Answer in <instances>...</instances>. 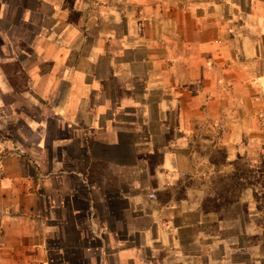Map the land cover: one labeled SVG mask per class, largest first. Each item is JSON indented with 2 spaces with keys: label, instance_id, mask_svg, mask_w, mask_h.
<instances>
[{
  "label": "crops",
  "instance_id": "obj_1",
  "mask_svg": "<svg viewBox=\"0 0 264 264\" xmlns=\"http://www.w3.org/2000/svg\"><path fill=\"white\" fill-rule=\"evenodd\" d=\"M0 58V109L20 116L17 101L7 107L3 96L24 95L42 111L43 119L38 112L23 116L39 147L46 148L51 113L69 142L57 140L54 149L67 147L72 157L59 150L45 170L46 161H37L23 140L19 153L2 159L0 194L8 207L0 214V264H52L54 251L59 264H70L65 249L50 252L47 245L49 233L67 224L59 208L71 211L79 236L96 235L99 246L84 252H92L90 264H135L145 252L154 263L160 250L175 247L161 222L136 230L125 218L120 229L109 213L98 216L96 206L109 199L94 197L105 189L91 181L97 165L120 181L134 175L128 189L147 191L136 177L149 174V156L162 152L152 186L161 191L171 176L193 174L197 158L209 161L196 143L224 150L228 167L239 158L264 162V0H0ZM14 61L26 79L18 92L6 69ZM68 175L79 185L65 184ZM33 184L40 194L29 190ZM51 186L67 200H43ZM171 203L158 206L167 212ZM130 233L140 234L129 240Z\"/></svg>",
  "mask_w": 264,
  "mask_h": 264
},
{
  "label": "rangeland",
  "instance_id": "obj_2",
  "mask_svg": "<svg viewBox=\"0 0 264 264\" xmlns=\"http://www.w3.org/2000/svg\"><path fill=\"white\" fill-rule=\"evenodd\" d=\"M23 17H25V21H27L30 15L26 14L23 15ZM15 64L16 61L11 62V65L9 64L10 66L6 67V69L9 70L10 80L11 82L14 81L13 83L16 86L15 89L18 92L23 90L26 79H24V76L18 73V71L15 72L18 68ZM13 75H15V77H13ZM24 97L25 96L20 93L16 96H3V101L6 103L7 107H10L11 104H14V101H17V107L21 115L16 116L14 112L4 110L3 107L0 109V162L3 158H6V155L19 153L21 151V148H19L21 145L20 143L23 140H27L25 142V149L27 150L30 148V150L36 153V157L38 158H36L37 161L41 159L46 161L45 170H51L50 162L54 158L60 159L59 150L62 151L61 153H63L64 156L66 155V158L68 157L72 160V157L69 156L71 151L67 147L54 149L53 145L57 143V140L69 142L65 130L63 132L59 131L61 126L60 120L51 116V113L48 114L49 117H47V119L49 120L46 122L45 126L48 127L46 148L39 147V145L42 144H39V142H42L39 138V134L34 132L33 129H30L29 125L23 120V116L24 114L26 116L27 114L34 115L38 112L37 117L43 119L40 116L42 111H38L34 108L33 104ZM23 110L25 113H22ZM29 118L30 116L28 119ZM17 144L19 145L18 148ZM142 144L145 145V142L143 141ZM193 147L198 152L199 156H205L208 153L209 161L197 158L196 162H199V167L193 174H186L184 172L180 177L170 175L171 178L174 179V182H166L164 184L165 189L161 191H152V186L156 185L158 182L156 179L158 178L157 174L151 175L150 166H148L149 174H142L136 177V182L144 185L147 184V186L150 187L147 191H141L140 189H128V187H130V181L135 180L132 177L134 175L129 176L131 179L128 177L127 180L120 181L116 174L97 172L103 169L102 165H97L91 181L105 184L102 186V188L105 189L102 194H100L101 192H97L94 197L96 199L106 197L109 200L103 202L105 205H97L95 212L98 213L99 217L109 213L111 219L110 223H115L120 229H124L125 227L117 222L124 223L125 218L126 221L135 223L134 226L136 230H145L150 227L155 229L157 224L161 222L165 234L167 233L175 237L174 239L170 237L172 240L171 243L174 242L173 245H175V247L169 246V248L165 250L159 249L161 251V254L158 255L159 264H264V162L262 160L250 161L247 158H239L233 163L232 167H228L229 165L226 164L227 162L225 163V153L219 151L221 149L208 148V150H206L201 142L194 144ZM22 155L34 161V159L30 158L25 152ZM158 155L157 161L161 163L163 154L159 152ZM212 160L217 162L218 165H213V167L211 164ZM36 166H38V164H36ZM235 168L238 170L236 171ZM187 169L188 167H186V171ZM40 170L42 171L41 168ZM34 171L35 170H32V172ZM27 174L28 173L24 174L25 178H27ZM76 177V175H68L64 178V183L68 184L72 182L79 185L80 179ZM28 178L34 181V178L32 179L29 175ZM231 178H234L236 183H240L242 188L238 186L234 194L236 196L239 195V201L227 206L228 198H233V196H231L230 192L227 193L223 190L228 184L232 183L230 181ZM219 180L225 181L220 182ZM38 189L39 187L34 184L32 187H29V190L37 193V195L40 194ZM80 191L79 195L81 198H85L84 194H82V190ZM221 192H223V198L217 199L218 203L223 205L220 212L204 211L206 206V203H204L205 199L208 196L215 197ZM75 194H77V192H75ZM42 195L43 200L47 197L50 202L49 205L52 203L51 198L54 197L61 196L63 200H67V195L61 192H55L52 186L51 188L43 189L40 197ZM63 200L59 204L63 205ZM155 200L159 201L162 205L171 201H173V203L166 207L167 212L165 211V213ZM180 200L184 201L181 202ZM44 206L47 208L46 205ZM80 206H82L83 210H87L85 203L82 202ZM7 207L6 195L0 194V214H3V208L6 210ZM47 212L49 211H40V216L48 214ZM71 214L69 209L61 210L59 208L56 210V215L62 216L64 219L67 217V219L64 220L67 221V224L63 225L62 229L58 230L60 233H49L47 237L48 249L50 252L51 250L65 249L67 258L69 259H67V261L71 262L70 264H90V262H93L91 259L92 252L90 254L86 253V255L84 252L89 246L98 247L99 242L95 240L96 237L94 236L96 235L93 236L92 234L91 236V233H80L82 236H79V233H75L73 227L76 219L72 217ZM173 215H178L175 220H172ZM166 216H169L171 220H168ZM84 217H86L85 214ZM183 217L185 221L179 219ZM84 220L82 219L80 224H84L83 229L87 232L89 231V225ZM177 227L181 228V230H178L175 234L170 232V229L176 230ZM118 234L119 236L126 237L129 233ZM138 234L140 233L133 235L137 236ZM180 234L182 236V242L180 240ZM103 235L97 237H103ZM105 235L107 234L105 233ZM133 235L130 233L129 240L134 237ZM20 245L22 244L20 243L19 246ZM181 247H183V252H185L184 255L181 254ZM158 248H161V246H157V249ZM56 254L57 253L54 251L52 252V257H49L50 260H53L52 264L60 263V257ZM35 255L38 260L40 255ZM147 257L149 258L148 253L145 252L142 254V260H140L139 256L133 260L136 261L135 264L158 263L156 261H154V263L150 262V260L153 259H148ZM178 259H180L179 262Z\"/></svg>",
  "mask_w": 264,
  "mask_h": 264
},
{
  "label": "trees",
  "instance_id": "obj_3",
  "mask_svg": "<svg viewBox=\"0 0 264 264\" xmlns=\"http://www.w3.org/2000/svg\"><path fill=\"white\" fill-rule=\"evenodd\" d=\"M219 151H222V152L225 153V157L224 158H225V163H226V152L224 150H219ZM158 154H159V152H156L154 155L149 156V166H150L151 175H155L156 167L162 163V162L159 163V161H157V159L159 157ZM162 161H163V156H162ZM211 164L214 165V166L218 165V163L213 161V160L211 161ZM235 170L237 171L238 169L235 168ZM223 181H225V180H221L220 182H223ZM230 181L232 183L228 184L227 187H225L224 190H223V191H225L227 193L230 192L231 196H233V198H231V197L228 198V203L226 204L227 206H230V205H232V204H234V203L239 201V195L236 196L234 194H235V190H236V188H238V186L240 188H242V185L240 183H236L234 181V178H231ZM218 198H223V192L218 193L215 197L208 196L205 199V202H204V203H206L204 211H206V212H214L215 211V212L219 213L220 210L222 209L223 205L218 203V200H217Z\"/></svg>",
  "mask_w": 264,
  "mask_h": 264
}]
</instances>
